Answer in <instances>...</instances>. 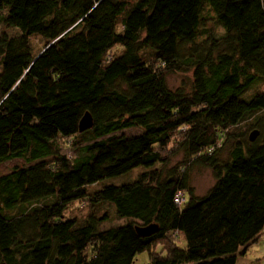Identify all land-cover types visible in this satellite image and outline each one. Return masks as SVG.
<instances>
[{"label":"trees","instance_id":"trees-1","mask_svg":"<svg viewBox=\"0 0 264 264\" xmlns=\"http://www.w3.org/2000/svg\"><path fill=\"white\" fill-rule=\"evenodd\" d=\"M207 11L222 33L205 32ZM0 27V164L23 161L0 176V264L246 255L264 229V0H0ZM187 73L189 87L167 84ZM85 114L93 126L79 133ZM171 147L182 161L168 168ZM194 166L214 178L202 197ZM139 167L134 181L89 191ZM71 204L113 205L127 221L101 230L106 214L77 221ZM149 225L157 232L139 236Z\"/></svg>","mask_w":264,"mask_h":264},{"label":"rangeland","instance_id":"rangeland-1","mask_svg":"<svg viewBox=\"0 0 264 264\" xmlns=\"http://www.w3.org/2000/svg\"><path fill=\"white\" fill-rule=\"evenodd\" d=\"M204 15H206V21L204 30L206 32L216 31L218 33H222L220 28H218L215 24V21L212 19V14L210 12H204ZM4 31L2 27H0V32ZM9 34H15V31H8ZM31 45L35 51H40L44 46V41L38 37H32ZM122 51L121 47H114L110 55H117ZM191 73L187 74H174V75H168L166 80L167 84L171 88H177L181 84H184L185 87L190 86L191 82ZM247 94H250L248 92ZM137 129H127L124 130V132L118 133V134H125L128 136L136 135L138 134ZM70 141H63L61 142V154L67 156L68 158H73V151L71 146L68 145ZM170 149V148H169ZM174 148L171 147L170 151L164 153L165 157L167 158V161H169L168 168L178 164L182 161V155L180 153H176ZM226 154V151L224 152ZM71 158V159H72ZM23 165V161L21 160H12L3 164H0V176L9 173L14 167ZM142 167L136 168L124 175L113 177V178H106L103 181H101L99 184L94 185L92 187H89V191L96 190L98 188H102L104 186L113 185V186H120L122 184L134 181L138 175L142 171ZM190 182L191 186L194 188V193L197 197L204 196L208 190L213 186L214 184V178L212 175L211 170L194 166L191 168L189 172ZM96 213L98 216L106 214L108 216V220L104 222L101 226V230L109 229V228H115L122 226L127 221L126 219H122L118 217L115 212V208L113 205H96L90 208V206L87 205V207L78 208L76 204H71L70 209L66 213V216L70 219H76L77 221H82L86 218V216L90 213ZM176 244H180V238H177L175 240ZM181 247H185L184 240H181ZM153 253L156 255H163V246L160 244H157L152 249ZM149 262V256L148 253L145 252L143 254L138 255L135 258V261L133 264H147ZM236 264H264V229L260 237L257 239L255 243H253L247 250L245 256H239Z\"/></svg>","mask_w":264,"mask_h":264},{"label":"water","instance_id":"water-1","mask_svg":"<svg viewBox=\"0 0 264 264\" xmlns=\"http://www.w3.org/2000/svg\"><path fill=\"white\" fill-rule=\"evenodd\" d=\"M93 126V121L91 119V116L89 114H85L83 118L81 119L79 123V133H82L86 130L91 129ZM258 133L256 131L252 132L249 136L250 141H254V139L257 137ZM136 231L139 236L141 237H149L157 232V226L156 225H149L147 227H137Z\"/></svg>","mask_w":264,"mask_h":264},{"label":"built area","instance_id":"built-area-1","mask_svg":"<svg viewBox=\"0 0 264 264\" xmlns=\"http://www.w3.org/2000/svg\"><path fill=\"white\" fill-rule=\"evenodd\" d=\"M184 201H185V199H184L183 195L180 194V193H178L176 195V197L174 198V203L177 204V205H180V204L184 203Z\"/></svg>","mask_w":264,"mask_h":264}]
</instances>
